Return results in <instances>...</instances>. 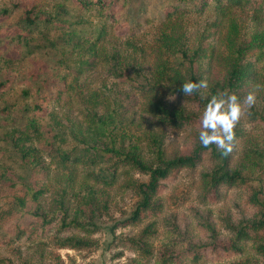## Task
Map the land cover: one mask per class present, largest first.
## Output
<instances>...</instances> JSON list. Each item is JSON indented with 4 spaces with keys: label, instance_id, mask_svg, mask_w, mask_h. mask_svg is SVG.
Instances as JSON below:
<instances>
[{
    "label": "rangeland",
    "instance_id": "rangeland-1",
    "mask_svg": "<svg viewBox=\"0 0 264 264\" xmlns=\"http://www.w3.org/2000/svg\"><path fill=\"white\" fill-rule=\"evenodd\" d=\"M11 1L20 5L9 15L0 16V82L11 80L7 91L0 92V108L4 105L9 107L8 115L0 114V197L3 198L5 192L16 193L12 183H28L34 176H42L45 190L39 200V211L46 212L55 206V199L70 181V188H66L71 215L89 230L85 234L69 232L61 235L74 234L87 239L90 244L80 249L60 248L55 243L54 231L35 241L26 235L17 238L16 222H7L0 225V264H232L247 259L263 264L251 242L243 244L241 253L220 260L210 256H204L198 262L193 259L189 240L193 244L210 240L198 213L210 217L219 237L224 239L229 236L222 221L224 217L237 220L252 216L257 210L246 203L247 187H232L214 203L201 201V173L212 167L210 155L206 154L193 168L181 169L167 184L160 197L162 209L158 216L129 226L119 223L140 201L138 184L148 175L128 167L119 168L112 183L108 182L111 172L104 176L106 180L93 179L92 174L80 170H75L73 175L72 163L64 161L63 155L79 156V168L85 169H95L97 161H103L95 147L108 141L109 136L104 126L87 118L86 111L90 110L97 116H108L109 127L119 123L113 134L117 138H125L126 143L129 140L137 143L149 162L155 161L150 134H159L168 157L189 151L197 141L198 129L192 125L183 129L173 128L144 113L145 98L110 72L111 53L117 51L133 63L137 78H154L161 57L159 40L162 33L182 36L191 50L202 39L204 50L199 57L198 69L201 80L208 83L207 89H201L207 95L212 86L222 85L226 80L223 55L230 44L229 37L237 40L264 30V22H258L251 11L239 7L219 15L214 1L202 13L196 10L192 11L193 14H174L164 19L166 10L184 2L131 0L128 13L138 14L140 4L146 5L147 12L140 15V30L124 35L116 30L106 9L100 14L97 5L91 4L92 9L83 17L85 23H78L82 26L80 33L87 39L80 47H75L69 41L71 32L66 30L67 19L73 24L82 18L74 0H0V8ZM114 2L118 8L123 5V0ZM27 5H32L39 16L34 25L22 22ZM145 17H148L147 21ZM91 44L95 46L97 57L90 62L91 68L84 64L85 69L81 71L79 62L92 57L89 56L93 51ZM259 71L260 76L251 92L256 95L254 105L261 107L264 105V60L260 62ZM45 81L50 95L62 91L63 98L50 101L48 114L35 118L37 130H31L27 127L34 102L31 92ZM23 90L28 93L26 97L22 96ZM165 99L170 105L182 106L196 113L201 114L204 109L185 96L170 95ZM239 124L256 136L257 150L264 155L263 128H250L247 107ZM49 141L53 143L50 149L44 146ZM244 144L241 141L233 144V164L242 156ZM28 148H32L30 153L39 159L35 170L23 161ZM91 191V201L83 202L82 196ZM172 220L178 230L168 224ZM150 223L153 224L152 232L147 241L151 249L143 254L138 244L141 245V233ZM125 239H135L138 242L135 249L130 248L131 242Z\"/></svg>",
    "mask_w": 264,
    "mask_h": 264
},
{
    "label": "trees",
    "instance_id": "trees-1",
    "mask_svg": "<svg viewBox=\"0 0 264 264\" xmlns=\"http://www.w3.org/2000/svg\"><path fill=\"white\" fill-rule=\"evenodd\" d=\"M80 9L82 17L77 22L71 24L67 19L66 30L69 29V41L73 46L80 47L84 37L81 34L82 26L78 23H85V16L90 12L92 5H97L98 12L101 14L106 9L107 16L116 27V30L122 34L135 32L140 26V15L146 13V5H139L140 11L134 14L131 7V0H123L122 7H117L114 0H74ZM183 5H178L166 10L164 19L174 14L189 15L192 11L204 12L206 6L214 1L215 11L219 15H224L234 7L244 8L251 11L254 19L258 22H264V0H180ZM109 4V5H108ZM20 4L11 1L5 7L0 8V16L4 17L17 8ZM125 5V6H124ZM124 8L126 10H121ZM165 10V8H163ZM118 12L121 14H118ZM197 14V13H196ZM39 16L35 14V8L27 5L24 9L22 22L26 25H34ZM148 17H145V21ZM70 24V25H69ZM105 25V24H103ZM234 28V27H233ZM235 29V28H234ZM87 31L86 29H84ZM230 44L226 54L223 55V63L227 69V76L224 83L212 86L207 95L203 94L201 89L197 90L190 96H185L181 91V85L187 81L198 82L201 75L198 69L199 57L204 48L203 40L200 39L197 46L191 50L180 35H172L171 33H162L159 40L161 47V57L156 66L155 77L149 78L143 76L137 78L135 75L136 67L130 63L127 58L122 57L117 51L111 53L109 57V70L114 77L121 81L127 82L144 98L145 103L143 112L156 119L160 123L170 127L183 129L189 126H195L198 129L197 141L193 148L187 152L166 156L163 148V141L159 134H150L149 139L152 145L154 162L147 161L141 152V147L132 141L124 142L125 138L116 137L113 130H118L119 123L108 126V116H97L95 111H86L89 120L98 122V124L106 128L108 141L96 146L97 153L102 156L103 161H97L95 169L79 168L81 159L75 155H63L64 161L72 163L73 175L75 170L92 174L91 178L106 180L105 175L111 172L109 183L116 180L119 168H135L148 175L144 181H140L138 189L140 191V201L137 203L131 214L120 221L121 226L135 225L146 218L158 216L162 209L160 200L161 194L168 183L172 182L179 171L183 168H193L196 166L206 154L210 155L213 165L210 169L201 173L203 179L202 192L200 194L201 201L204 203H214L223 197V194L232 187H247V200L249 206H255L256 212L249 217H240L232 220L226 216L222 219L224 228L228 231L229 236L220 238L219 233L213 225L210 217L201 215L199 219L208 231L209 241L191 245L193 259L201 261L204 256H210L214 260H220L233 254L241 253L243 244L251 242L255 253H257L264 264V155L257 150V139H254L248 129L243 128L239 123L235 128V141L245 142L242 156L237 163L233 164L232 158L234 152L224 156L217 150L213 144L209 148H204L199 141L200 120L202 113L189 111L182 106L170 105L165 99L170 95L185 96L189 101L194 102L197 106L204 108L207 104V97L216 95L217 93L228 91L229 94L234 93L242 102L245 96L253 90V87L260 76V62L264 60V30L255 31L247 36L239 39L229 37ZM94 44V43H93ZM91 44L92 56L87 61H80L78 69L83 71L84 64L86 68H91L90 62L95 61L97 57L95 46ZM95 57V58H94ZM139 76V75H138ZM47 81L42 85L33 89L31 95L34 102L31 104L32 118L27 123L28 129L37 130L35 125L36 119L44 117L48 114L47 105L50 101H60L63 98L62 91L54 92L50 95L47 91ZM11 86V80L6 79L0 82V92H6ZM22 96L28 95L26 90L22 91ZM9 107L4 105L0 108L1 115H8ZM248 117L250 128H263L264 133V105L258 107L253 105L248 108ZM36 118V119H35ZM258 126V127H257ZM258 137V136H257ZM52 148L53 143L48 142L44 145ZM32 148L25 150L23 161L30 165L32 169L38 166L39 159L35 154L30 153ZM26 156H29L26 159ZM69 159V160H68ZM115 172V174H114ZM70 183V181H69ZM67 183L61 190V194L55 199V206L46 212L39 211V200L45 190V179L42 176H34L27 182H14L12 186L16 193L8 194L5 192L4 197H0V225L14 221L16 225L15 236H28L29 240L35 241L46 238L49 233L55 232V243L60 247H69L80 249L88 246L90 242L87 239L78 237L74 234L61 235L69 232L88 233L87 227L78 218L71 215V206H69L68 190L70 188ZM91 192L82 196V201H91ZM171 227L176 230L175 221H169ZM152 223L147 225L142 233L141 245L134 239H125L129 243L130 248H141L143 254L150 251L148 247V238L151 236ZM178 230V228H177ZM1 242V241H0ZM167 250V249H165ZM232 264H258L249 259L243 261H235Z\"/></svg>",
    "mask_w": 264,
    "mask_h": 264
},
{
    "label": "clouds",
    "instance_id": "clouds-1",
    "mask_svg": "<svg viewBox=\"0 0 264 264\" xmlns=\"http://www.w3.org/2000/svg\"><path fill=\"white\" fill-rule=\"evenodd\" d=\"M207 88L206 80L187 81L181 85V91L185 96ZM207 99L200 120L199 141L204 148L215 144L217 150L227 156L233 151L235 128L241 120L243 110L245 107L251 108L256 103V95L249 92L241 103L234 93L229 94L225 90Z\"/></svg>",
    "mask_w": 264,
    "mask_h": 264
}]
</instances>
